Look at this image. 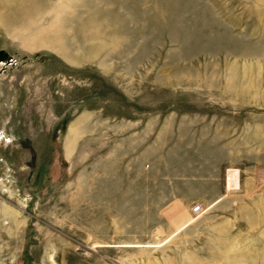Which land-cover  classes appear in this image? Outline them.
Wrapping results in <instances>:
<instances>
[{"label":"rangeland","instance_id":"rangeland-1","mask_svg":"<svg viewBox=\"0 0 264 264\" xmlns=\"http://www.w3.org/2000/svg\"><path fill=\"white\" fill-rule=\"evenodd\" d=\"M1 52L0 264H264V0H0Z\"/></svg>","mask_w":264,"mask_h":264},{"label":"bare ground","instance_id":"bare-ground-1","mask_svg":"<svg viewBox=\"0 0 264 264\" xmlns=\"http://www.w3.org/2000/svg\"><path fill=\"white\" fill-rule=\"evenodd\" d=\"M43 35V34H42ZM49 36V35H48ZM47 36V39H48ZM40 37H36V41L39 39ZM228 187L229 188H237L239 187V176H238V172L236 170H230L228 173ZM239 257H241L240 255L236 254V255H226V261L231 262L230 264H247L246 259L245 260H241L238 259ZM239 260V261H238Z\"/></svg>","mask_w":264,"mask_h":264},{"label":"built area","instance_id":"built-area-1","mask_svg":"<svg viewBox=\"0 0 264 264\" xmlns=\"http://www.w3.org/2000/svg\"><path fill=\"white\" fill-rule=\"evenodd\" d=\"M201 210H202V205H201V204H196V205L193 207V212H194V213H199Z\"/></svg>","mask_w":264,"mask_h":264},{"label":"water","instance_id":"water-1","mask_svg":"<svg viewBox=\"0 0 264 264\" xmlns=\"http://www.w3.org/2000/svg\"><path fill=\"white\" fill-rule=\"evenodd\" d=\"M1 57H6V53L1 52V53H0V58H1Z\"/></svg>","mask_w":264,"mask_h":264}]
</instances>
